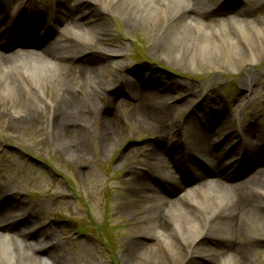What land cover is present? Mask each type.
<instances>
[{
	"label": "bare ground",
	"instance_id": "1",
	"mask_svg": "<svg viewBox=\"0 0 264 264\" xmlns=\"http://www.w3.org/2000/svg\"><path fill=\"white\" fill-rule=\"evenodd\" d=\"M206 1L209 0H0V48L16 43L27 46L28 40L42 45L40 52L33 47L17 53L16 58L0 50V60L5 63L0 67V86L13 72L28 87V98L17 89L0 87V97L5 98V103L0 102L2 128L14 133L32 130L34 135L48 130L54 138L66 140L82 173L87 167V145L91 140L97 141L103 152L115 149L122 141L120 130L127 121L150 137L151 143L124 152L118 162L121 166L127 164L128 185L123 189L127 199L144 201L136 218V227L140 226L142 233L132 244L139 237L146 238L132 249V244L126 245L122 264H185L197 256L198 264H249L252 253L264 247L258 236L264 230V103L257 99L262 110L257 113L256 108L251 121L240 122L237 109L243 96L238 101L228 99L215 87L206 99L196 101L194 84L185 85L162 73L130 78L124 74L126 64L121 60L119 43L110 42L107 24L98 20L117 17L118 9H125L124 29H143L157 38L151 46L154 54L172 60L177 55L190 57L198 65L214 70V77L225 64L239 69L244 62L264 59V18L255 15L264 10V0L254 1V8L245 6L237 23L230 22L231 17L226 19L235 13L227 9L228 3L205 7ZM178 27L180 34L176 32ZM72 31L88 41L75 38ZM102 43L112 49L100 48ZM47 70L51 75L45 83L42 80ZM252 77L255 75L247 71L246 76L234 81L240 80L237 87L249 93L263 86L260 79L253 82ZM86 78L96 91L85 88ZM137 80H141L139 84L131 85ZM121 94L129 100L118 99ZM189 97L196 98L188 100ZM175 99L177 102L172 101ZM182 111L186 117L181 120L178 116ZM217 123H237L242 131H225L222 138V130L218 132L219 128L214 127ZM183 124L187 134L175 140ZM211 129L223 142L240 137L242 143L237 145L242 148L228 150L227 144L216 143L207 132ZM253 149H260V155L251 157ZM234 151L238 159L224 161ZM135 153L142 154L141 160L149 164L136 167L137 163L130 162ZM235 166L252 167L254 171L233 182L230 170ZM190 183L192 187L180 186ZM9 191L0 186L4 210L12 208L8 204ZM115 201L116 214L130 213L128 201L118 196ZM40 226L32 212L18 221L11 214L0 218V240L6 242L0 253L5 258L3 262L69 264L60 253V236L54 237ZM171 232L182 241L183 256L177 255ZM8 241L18 255L9 253ZM199 245L202 254L194 255ZM3 262L0 258V264Z\"/></svg>",
	"mask_w": 264,
	"mask_h": 264
},
{
	"label": "rangeland",
	"instance_id": "2",
	"mask_svg": "<svg viewBox=\"0 0 264 264\" xmlns=\"http://www.w3.org/2000/svg\"><path fill=\"white\" fill-rule=\"evenodd\" d=\"M175 1L177 2V0ZM224 1L226 0H209L205 2L204 6L225 4L223 3ZM254 1L256 0H229L228 8H242L247 5L249 8H254ZM239 12L235 13L238 15L236 18L239 17ZM118 15L117 17H101L98 20L107 24L111 35L110 42L119 43L118 45L122 49L121 60L126 64L124 74L128 75V77L134 78L135 75H140V78H144L152 73H162L181 81L185 85L194 84L196 86L194 96L198 95V99L196 96L189 97L188 100L196 98V101H198L204 98L206 94L209 95V91L215 87H217V92L227 95L228 99L234 98L238 101L243 96L242 105L237 109L240 111V115H238L240 122L251 121L252 117L256 115V113L254 114L256 108L257 113L258 110H262V106H259L257 99L264 103V97H260L264 92V59L254 63L244 62L239 69L225 64L223 71L214 77V74H216L214 70L208 69L205 65H198L190 57L183 58L177 55L172 60L164 59V56H157L151 51V46L157 38L152 37V34H148L143 29H139L136 32H128L124 29L126 10L119 8ZM255 15L264 18V10L255 13ZM85 18L83 17L82 19L84 20ZM231 22L237 23L240 21L234 19ZM56 26L62 29V27ZM176 32L177 34L181 33L179 27ZM72 34L79 40L88 41L81 33L72 31ZM191 36L189 34V39H191ZM41 48L40 46V48L34 50L40 52ZM100 48L111 50L112 46L102 43ZM0 49L4 54H15L13 57L16 58L17 53L33 48H24L16 43L13 46L8 45ZM217 50L221 52L220 47ZM212 57H215V53L214 55L212 54ZM202 58L204 60L207 59L204 56ZM3 63L0 60V67H3ZM247 71H251L255 75L251 79L253 82L260 79L263 86L253 88L252 92L244 93L237 87L240 86L241 81H234V79L246 76ZM9 75H11V78H4L0 87H6L10 91L17 89L22 92V97H26L28 87L25 80L20 76H15L16 74L13 72ZM50 75L51 71L47 70V74L43 75L42 81L47 83ZM114 77H118V75H114ZM41 79L39 77V80ZM9 80L14 81V83L10 85ZM140 81L135 84L132 82L131 85L139 84ZM146 83L143 85H149ZM84 86L93 92L96 91L87 78ZM29 87L35 91L33 87ZM257 89H260L261 92H258ZM36 94L41 99L43 98L38 92ZM149 95L151 98H155L153 93ZM40 98H38L39 101L41 100ZM4 99V97H0V102L5 103ZM118 99L129 100L127 96L122 94ZM187 103L184 102L183 104L186 105ZM242 108L246 109L241 110ZM184 117H186V112L182 111L178 118L182 120ZM214 127L219 128L218 132L225 128L220 123L215 124ZM231 127L240 126L235 123ZM231 127L228 126L226 128L230 129ZM207 132H210L213 136L216 134L214 129ZM120 133L122 134L120 145L109 152H103L97 141L91 140L89 142L87 145L89 159L86 161L88 168L85 167V172L82 173L78 161L74 159L66 140L54 138L48 130L37 135H34L32 130L14 133L2 128L0 125V186L10 190L8 204L12 206L10 210H4L2 207L4 202H1L0 218L11 214L13 220L16 219L18 221L32 212L36 220L39 221L40 228L47 229L54 237L60 236L58 238L60 253L66 257V261L69 264H122L120 261L123 260L122 254L126 250V245H131L136 235L142 233L140 226L136 227V218L142 212L140 207L144 201L137 203L136 199L133 201L127 199L126 192L123 191L124 187L128 185L126 182L127 164L121 166L118 162L124 152L145 147L151 140L147 134L138 131L130 121L123 125ZM186 134V125L183 124L181 134H178L179 136L176 139H180ZM248 138L245 134L246 142H248ZM232 142L229 147L232 146ZM233 143L237 144L238 140ZM258 150L253 149L252 155L258 156ZM236 155V151L229 152L224 161L234 162L236 159L234 156ZM31 157H34V159ZM141 157L142 154L135 153L131 156L130 162L137 163L135 165L138 168L147 166L149 163L141 160ZM253 171L254 168L252 167L242 166L240 170L232 174V179L235 182L240 181ZM192 183H190L191 187ZM190 184H186V186ZM117 196L123 202L128 201L130 213L116 214L114 208L116 207L115 203L117 201H115V197ZM2 215L5 216L2 217ZM199 219L202 223L204 222L203 218L199 217ZM141 228L144 229L142 226ZM258 234L264 242V230ZM170 237L174 240V242L172 241L173 246L178 248L177 255L183 256L185 248L181 245L182 241L178 240V236L174 232H171ZM145 240L146 238L139 237L130 248L138 246ZM5 246V240H0V253ZM7 246L11 249L9 253L18 255V251L11 241H8ZM199 247L201 246L199 245L196 248L197 252L194 255L202 254L198 250ZM158 248H161V240L158 241ZM126 254L124 260L127 257ZM0 258H2V262L5 259L4 256H0ZM198 260L199 256L187 260L185 264H198ZM165 263L163 261L162 264ZM3 264L6 263L3 262ZM249 264H264V247L252 253Z\"/></svg>",
	"mask_w": 264,
	"mask_h": 264
}]
</instances>
